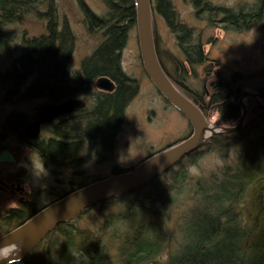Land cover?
<instances>
[{
  "label": "trees",
  "instance_id": "16d2710c",
  "mask_svg": "<svg viewBox=\"0 0 264 264\" xmlns=\"http://www.w3.org/2000/svg\"><path fill=\"white\" fill-rule=\"evenodd\" d=\"M78 1L88 30L100 29L102 40L81 61L80 67L71 72L69 60L74 37L66 21L58 26L52 13L53 0H0V58L9 52L12 25L23 22L30 14L47 19L46 32L23 37L21 53L0 75V83L11 85L6 98L18 94L26 100L44 98L57 102L83 93L98 76H107L116 84L111 93L93 92L90 107L62 125L51 126V136L44 142H34V151L42 161L55 167L80 165L84 147L98 146V155L110 158L126 104L137 89V84L120 66V50L128 29L136 24L134 0H104L105 16L96 15L84 1ZM192 1L206 13L222 14L221 21L233 26L256 20L264 9V0H258L249 10L216 7L205 0ZM151 2L153 12L161 13L179 33V45L185 54V64L178 63L179 75L174 76L166 69L154 39L167 75L207 119L217 116L215 125H236L241 115L242 89L236 74L228 80L213 71L216 77L206 87L190 89L186 84L187 73L190 69L194 72L206 55L200 42H191V31L177 20L171 0ZM41 6L47 10L41 11ZM205 70L211 71L208 67ZM257 91L263 93L262 88ZM246 105L240 129L213 135L187 155L202 149L217 150L229 161L195 179L194 194H189V204L178 221L179 238L173 243L169 242L173 232L164 230L159 218L176 204V195L192 179L186 168H170L168 171L174 169L173 177L164 187L157 181L162 174L122 196L84 209L71 220L59 223L23 258L9 264H264V99L247 97ZM27 116L12 112L1 126L23 140L21 128ZM253 131H259L258 135L247 138ZM192 157L195 162L196 157ZM86 184L81 182L77 188ZM44 205L24 200L0 212V235Z\"/></svg>",
  "mask_w": 264,
  "mask_h": 264
},
{
  "label": "rangeland",
  "instance_id": "374dc122",
  "mask_svg": "<svg viewBox=\"0 0 264 264\" xmlns=\"http://www.w3.org/2000/svg\"><path fill=\"white\" fill-rule=\"evenodd\" d=\"M82 1L98 16H105L107 13L104 0ZM205 1L210 5L232 10H249L258 2ZM171 3L177 20L190 29L191 42H200L206 55V60L196 66L194 72L190 69L187 73L186 84L190 89L202 90L206 87L216 77L211 73L213 71L228 80L236 74L237 83L244 90L256 92L259 88L264 89V9L256 20L252 19L246 25L233 26L221 21L222 14L206 13L195 6L192 0H171ZM40 10L46 11L47 8L41 6ZM52 13L59 27L64 21L67 22L74 37L69 60L70 71L73 72L101 42V30H88L83 8L78 0H53ZM46 24L45 17L30 14L23 22L11 26L12 41L8 54L0 58V75L11 67L14 58L21 53L22 38L45 33ZM152 29L166 69L172 75L178 76V63L185 64V54L179 45V33L159 12H153ZM120 66L137 84V89L126 104L121 125L114 138L111 157L102 159L97 152L98 146L92 149L84 147L80 152L83 161L77 167L44 164L34 150H26L20 146V141L14 135L6 133L1 125L9 114L18 111L31 116L43 103V99L26 100L18 94H9V98H6V92L11 89V85L8 84L7 87V83H0V152L3 148H8L17 158L16 163H0V185L3 187L0 189V212L17 206L21 199L33 200L39 206L48 204L65 192L76 189L81 182L89 183L107 177L114 174V170L130 169L148 156L190 134L191 126L187 119L165 101L145 74L135 26L128 29L120 50ZM206 67L211 70L209 74ZM29 82L30 80L22 85L20 90ZM90 89L96 90L95 83L90 85ZM83 95L90 104L89 95ZM216 118L213 115L207 120L214 124ZM258 132L253 131L246 137H255ZM49 134L46 129L43 135L47 137ZM229 153L232 154L231 149ZM192 156L196 157L195 162H192ZM228 161L217 150L202 149L199 153L186 156L179 166H173L174 169L186 168L192 179L183 187L182 193L176 195V204L169 207L164 217L159 218L164 230L173 232L169 242L173 243L179 238L178 221L189 204V194H194L195 179L218 170ZM174 169L161 174L157 180L161 186L169 183Z\"/></svg>",
  "mask_w": 264,
  "mask_h": 264
},
{
  "label": "water",
  "instance_id": "95a60500",
  "mask_svg": "<svg viewBox=\"0 0 264 264\" xmlns=\"http://www.w3.org/2000/svg\"><path fill=\"white\" fill-rule=\"evenodd\" d=\"M137 41L141 63L145 74L165 101L181 113L191 126V132L184 139L167 146L140 161L130 169L114 173L107 177L92 181L76 188L61 197L44 205L31 217L0 235V252L20 243L21 247L13 254H2L0 264H9L23 258L59 223L71 220L84 209L96 203L122 196L141 187L155 177L163 174L182 158L195 151L203 143L216 134L238 130L242 126L247 105L245 99L253 97L264 99V93L241 89V115L237 125L218 126L210 123L199 107L181 91L170 79L158 58L153 29L151 0H134ZM95 86L102 90L111 91L113 81L107 76H99ZM84 106L81 98H68L55 103H43L37 107L33 121L24 126V133L31 139L40 133V124L49 122L57 116L72 112ZM1 162H16L15 156L7 149L0 152Z\"/></svg>",
  "mask_w": 264,
  "mask_h": 264
},
{
  "label": "flooded vegetation",
  "instance_id": "af4514ba",
  "mask_svg": "<svg viewBox=\"0 0 264 264\" xmlns=\"http://www.w3.org/2000/svg\"><path fill=\"white\" fill-rule=\"evenodd\" d=\"M99 77V76H98ZM96 79H97V77L94 79V81H93V83H95V81H96ZM113 81V80H112ZM113 83H114V88L111 90V91H107V90H102V89H99V88H97L96 86H95V88H96V90L95 91H101V92H106V93H111V92H113L114 90H115V88H116V84H115V82L113 81ZM263 90V93H264V89H262ZM94 90H91L90 89V86L89 87H87L84 91H83V93H81V94H78V95H75V96H69V97H67V98H65V99H68V98H81L83 101H84V106H82V107H80V108H78V109H76V110H74V111H72V112H69V113H65V114H61V115H59V116H57L56 118H54L53 120H51V121H49V122H44V123H41L40 124V133H39V136L37 137V138H34V139H31V138H29L25 133H24V126L27 124V123H29V122H31V121H33V119H34V115H35V112L31 115V116H27V119H26V121H25V123H24V125L22 126V128H21V133H22V138H23V140H19L17 137V139L20 141L19 142V144H20V146H23V147H25V149L27 150H34V148H33V146H34V142L35 141H38V142H44L47 138H49L51 135L49 134L47 137L46 136H44L43 134L45 133V130L47 129L48 130V132L50 133V130H51V126H55L56 124H59V125H62V124H64V123H66L67 121H69L71 118H73L79 111H81V110H84V109H87L88 107H90L91 105H92V98H93V92H95ZM258 92V91H257ZM83 94H88L89 95V97L91 98L90 99V104L87 102V99L84 97V95ZM43 99V103H47V102H50V103H55V102H53V101H46V99H44V98H42ZM65 99H63V100H65ZM63 100H60V101H63ZM60 101H57V102H60ZM42 103V104H43ZM41 105V104H40ZM39 105V106H40ZM37 109V108H36ZM36 111V110H35ZM22 113H24V112H22ZM7 133V132H6ZM8 134H10V133H8ZM4 149H7V150H9L12 154H13V152L10 150V149H8V148H3L2 150H4ZM1 150V151H2ZM14 155V154H13ZM15 156V155H14ZM16 158V157H15ZM16 162H17V158H16ZM16 162H14V163H16ZM44 162V161H43ZM1 163H3V162H1ZM8 163H12V162H8ZM44 164H46L45 162H44ZM3 187L0 185V189H2ZM4 189H5V187H4ZM27 200H29V199H27ZM20 201H24V199H21Z\"/></svg>",
  "mask_w": 264,
  "mask_h": 264
},
{
  "label": "bare ground",
  "instance_id": "6f19581e",
  "mask_svg": "<svg viewBox=\"0 0 264 264\" xmlns=\"http://www.w3.org/2000/svg\"><path fill=\"white\" fill-rule=\"evenodd\" d=\"M15 245L18 246L17 250L14 249V248L12 247V245H11V246L5 248V249L3 250L4 253H2V254H13V253L17 252V251L19 250V248L21 247V244H20V243H16Z\"/></svg>",
  "mask_w": 264,
  "mask_h": 264
},
{
  "label": "clouds",
  "instance_id": "9594fccd",
  "mask_svg": "<svg viewBox=\"0 0 264 264\" xmlns=\"http://www.w3.org/2000/svg\"><path fill=\"white\" fill-rule=\"evenodd\" d=\"M12 247L17 250L18 246L13 244Z\"/></svg>",
  "mask_w": 264,
  "mask_h": 264
}]
</instances>
